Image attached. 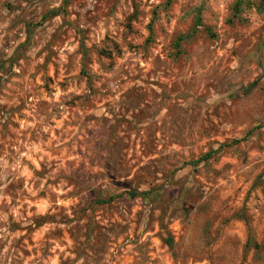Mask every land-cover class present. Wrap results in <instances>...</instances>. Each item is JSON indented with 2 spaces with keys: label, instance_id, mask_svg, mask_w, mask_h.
I'll return each instance as SVG.
<instances>
[{
  "label": "rangeland",
  "instance_id": "374dc122",
  "mask_svg": "<svg viewBox=\"0 0 264 264\" xmlns=\"http://www.w3.org/2000/svg\"><path fill=\"white\" fill-rule=\"evenodd\" d=\"M0 264H264V0H0Z\"/></svg>",
  "mask_w": 264,
  "mask_h": 264
}]
</instances>
